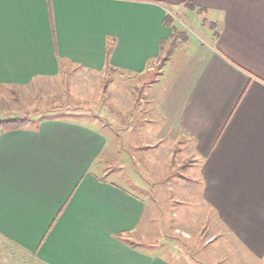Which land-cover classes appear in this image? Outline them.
<instances>
[{
	"label": "crops",
	"instance_id": "0c3cea01",
	"mask_svg": "<svg viewBox=\"0 0 264 264\" xmlns=\"http://www.w3.org/2000/svg\"><path fill=\"white\" fill-rule=\"evenodd\" d=\"M179 15L210 26L171 51ZM162 55L169 58L157 80L153 133L163 146L182 139L222 250L193 261L165 242L154 209L145 217L130 146L114 158L106 128L86 123L98 116L45 115L0 128V256L264 264V0H0V87L64 77L71 67L141 76Z\"/></svg>",
	"mask_w": 264,
	"mask_h": 264
},
{
	"label": "rangeland",
	"instance_id": "374dc122",
	"mask_svg": "<svg viewBox=\"0 0 264 264\" xmlns=\"http://www.w3.org/2000/svg\"><path fill=\"white\" fill-rule=\"evenodd\" d=\"M194 17L198 18L176 17L175 26L184 28L181 31L185 32V37L177 38L176 46L184 43L187 37L191 40L202 37L198 28H209L208 22L202 20L201 24V19H197L196 23ZM199 17L202 18L201 15ZM176 46H171L170 50ZM175 54L173 52L174 57ZM169 55L160 56L148 74L141 76L116 71L98 74L71 67L65 77L61 74L38 77L26 85L0 87V119L30 116L32 121L27 125H31L40 116H65L62 110L82 113L81 117L89 118H96L98 114L99 121L86 120V123L106 128L103 130L111 135L113 157L119 155L122 144L130 146L132 165L141 179L136 183V192L151 203H148L145 217L154 209V223L166 227L169 234L165 236V242L178 246L177 250L189 260L198 261L202 256L219 253L224 235L217 233L219 227L214 216L206 208L209 207L206 202L201 200L196 170L188 167L193 159L188 151H182L180 136L175 143L168 141L163 146L153 133L152 120L158 119L159 113L157 80ZM60 106L62 110H57ZM64 106L68 107L65 109ZM120 152L126 154L123 150ZM109 157L114 159L111 154ZM107 164L115 165L109 161ZM217 242L220 244L216 245ZM1 256L2 262L11 259V264H34L20 256L15 257L10 250L2 251Z\"/></svg>",
	"mask_w": 264,
	"mask_h": 264
},
{
	"label": "trees",
	"instance_id": "16d2710c",
	"mask_svg": "<svg viewBox=\"0 0 264 264\" xmlns=\"http://www.w3.org/2000/svg\"><path fill=\"white\" fill-rule=\"evenodd\" d=\"M165 22H167L169 24L173 23V19L170 16L167 15L166 18H165ZM171 26L173 28V38H174L173 41H171V46H175L177 38H179L180 36L185 37V32L181 31V29H178L174 24H172ZM106 71H111L112 72L113 70L110 69V68H107V69L104 70V72H106ZM118 73H120V71ZM104 75H106V74H104ZM61 107L62 106L57 107V110H62ZM64 107L66 109L68 106H64ZM69 111L70 110H68V111H63L62 110V113L65 114V116H68V115H70V116H73V115L79 116L80 115L79 113L73 114V113H71ZM96 116H98V114H96ZM31 121H32V118L30 116H23V117H16L15 116V117L4 118V119H0V128L4 129V130L18 129V128L22 127V126L27 125Z\"/></svg>",
	"mask_w": 264,
	"mask_h": 264
}]
</instances>
